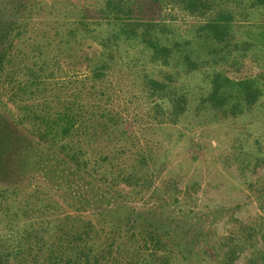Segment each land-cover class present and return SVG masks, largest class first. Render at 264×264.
Wrapping results in <instances>:
<instances>
[{
	"label": "trees",
	"instance_id": "obj_1",
	"mask_svg": "<svg viewBox=\"0 0 264 264\" xmlns=\"http://www.w3.org/2000/svg\"><path fill=\"white\" fill-rule=\"evenodd\" d=\"M38 8L36 0H0V97L3 92L13 95L11 101H18L14 105L20 112L17 124L30 126H5L0 113V177L10 184L20 183L23 177L12 169L24 168L27 176V171L43 172L56 154L65 158L59 160L61 166L71 164L84 173L91 167L107 169L105 175L116 169L121 172L123 167L115 164L124 151L119 143L128 140V146L140 145L137 131L124 128L127 119L113 106L120 87V77L115 75L124 64L137 69L134 81L136 76L140 81V93L133 101L142 99L147 107L143 114H128V124L129 118L139 124L147 116L153 120L155 116L158 124H174L191 105L187 81L192 74L225 64L251 46L264 55V0H97L67 12L58 43L63 47L80 44V54L68 57L77 56L86 73L77 78L72 98L60 100L54 95L49 100L37 96L51 85L54 68L58 69L56 58L42 56L38 35L34 38L38 44L30 46L36 56L16 49L35 34L30 23ZM167 9L200 19L193 42L176 40L172 25L161 14ZM241 22H248L246 36L235 40L230 34ZM86 41L91 42L88 49ZM92 43L96 54L91 52ZM138 57L143 65L138 64ZM146 65L158 66L164 71L159 73L165 74L156 77ZM203 83L196 107L215 118H237L250 112L264 90V82L258 79L234 81L215 72ZM100 144L103 147L97 149ZM90 150L97 157H87ZM137 151L135 162L122 170L118 184L144 196L156 179L147 170L155 161L151 146L144 144ZM7 158L12 159L10 168ZM62 203L37 186L20 200L0 188V264H191L192 250L186 256L178 252L180 238L153 223L140 225L134 218L138 213L129 210L123 226H109L95 215L92 220L81 214L53 219L54 214L60 216ZM239 231L244 233L239 239H222L214 248L219 264H239L240 258L243 264H264V222L263 228L242 225Z\"/></svg>",
	"mask_w": 264,
	"mask_h": 264
},
{
	"label": "rangeland",
	"instance_id": "obj_2",
	"mask_svg": "<svg viewBox=\"0 0 264 264\" xmlns=\"http://www.w3.org/2000/svg\"><path fill=\"white\" fill-rule=\"evenodd\" d=\"M36 1L39 2V8L30 23L35 34L27 36L17 44L16 49L22 50L29 57L36 56L37 51H31L30 46L38 44L34 39L38 35L42 56L56 58L58 69L54 68L55 75L50 79L51 85L47 87V92L37 97L45 96L51 100L56 95L60 100L70 99L72 93L77 91V78L86 71L77 56L70 59L68 55H79L81 46L77 42L67 47L59 46L58 40L66 27L63 23L69 17L66 16L67 12H75V6L92 5L97 0ZM161 14L172 25L170 31L176 40L182 43L193 42L200 19L178 9H167ZM241 23L233 27V35L230 34L235 40L246 36L248 22ZM90 43L86 41V49ZM92 45L94 49L91 52L96 54L97 46ZM139 59L138 64L143 65ZM263 59L264 55L251 46L243 55L231 57L225 64L206 69V73L200 69L192 74L187 81V86L191 88V105L174 124H158L155 116L154 120L153 116H147L139 124L129 118L128 124V114H143L147 107H144L142 99H132L140 93L137 76V81H134L137 69L131 65L126 67L125 64L124 69H117L115 77H120V87L117 88V102H113L114 110L126 117L125 129L130 126V129L137 131L140 145L132 147L128 146V140L120 142L124 151L119 154L115 164L128 169V164H133L137 158V149L143 148L144 144L151 146L155 164H150L147 170H152L156 179L144 196L136 194L126 184H118L123 177V169L105 175L107 169L94 171L91 167L87 169L88 173H84L71 164L61 166L59 160L65 158L58 154H53L56 161L51 159L46 162L44 166L47 169L43 172L27 171L30 174L27 176L24 175V168L12 169L23 175L21 182L10 184L0 177V188L8 190L12 199L20 200L26 191L39 187L53 196L54 200L63 202L60 216L54 214L53 219H59L65 214L75 217L81 214L85 220H92L95 215L96 219L109 226L119 223L123 226L128 222L130 210V214H140L134 217L140 225L153 223L180 238L182 243L177 247L180 249L178 252L186 256L188 250H192L191 264H219V259L213 254L222 239H239L244 234L239 231L242 225L249 227L253 224L263 228L264 212L259 206L264 208V185L257 183L264 182V90L258 104L237 118H215L207 110L198 109L197 100L204 92V80L213 72L234 81L253 78L264 82ZM146 68L156 77L165 74L159 73L164 71L158 66L146 65ZM12 97L7 92H3L0 97V113L6 121L3 123L13 129L30 128L28 125L17 124L20 112L14 104L18 101L12 102ZM147 128L152 130L148 131ZM140 130L142 133L138 132ZM100 146L103 147V144L97 146V149L102 148ZM46 147L42 146L46 153H50L51 150ZM86 156L97 157L92 150ZM5 163L10 168L12 159L7 158ZM255 165L258 167L254 168ZM93 198L101 201L93 202ZM124 248L128 250V242H125ZM243 260L240 258L239 264H243Z\"/></svg>",
	"mask_w": 264,
	"mask_h": 264
}]
</instances>
